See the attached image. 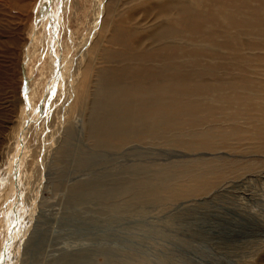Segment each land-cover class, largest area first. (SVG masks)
<instances>
[{"label": "bare ground", "instance_id": "obj_1", "mask_svg": "<svg viewBox=\"0 0 264 264\" xmlns=\"http://www.w3.org/2000/svg\"><path fill=\"white\" fill-rule=\"evenodd\" d=\"M240 1L243 5L251 2L260 6L258 0ZM230 2L162 0L161 4L155 5L132 0L134 6L142 8V17L151 14L154 22L141 26L133 15L134 9L130 8L121 23L115 24L102 49L94 43L104 14V5L100 9L102 3H99L92 34L79 42L73 53L60 59L57 30L61 19L53 12L57 2L39 1L28 42L32 50L39 46V51H44L41 55L48 51L52 76L45 83L43 94L37 95L36 87L30 83L32 77L26 72L32 64L33 53L19 60L22 69L20 95L13 103V116L17 119L0 146V176L3 177V180L0 178V230L6 233L3 239L0 236V264H9L17 258L18 247H23L25 238L31 237L24 241L29 251L38 245L32 239L31 227L35 229L32 223L39 204L40 184L47 172L45 163L49 157L53 160L58 154L66 159L69 157L75 117L81 113H86L88 137L100 156L104 152L111 155L122 151L135 142H152L154 145L168 138L194 148L195 144L188 137H193L190 134L200 127L205 129L197 130L198 138L210 150L218 148L216 146L225 148L230 142L243 144L249 141L262 150L259 142H264V85H257L248 76L264 77V66H257L260 58H244L240 48L247 44L242 42L238 18L231 15L232 10L238 9L231 8ZM57 6L62 9L59 3ZM247 21L249 25L259 27L256 16L246 20L245 25ZM245 32L248 34L251 30ZM38 34H41V43H37ZM92 53L94 59L101 57L109 67H101L94 74ZM37 97L39 102H33ZM223 126L230 131L222 132ZM78 160L81 165L89 163L86 156ZM140 166H129L122 173L100 175L95 181L91 180L93 183L71 200L72 205L91 206L98 219L116 221L129 214L127 208L122 209L120 205L128 197L143 196L147 185H155L150 183L153 177L167 183L162 185L167 188L161 191L159 182L156 188H151L146 196L152 199V206L163 205L165 199L176 197L172 182L167 181L173 174L158 171L147 177L145 170L160 168L157 165H152L151 169ZM206 167H202V176L211 169L224 173L221 165ZM184 175L173 179L176 183L187 181L192 185L191 190L197 185L205 188V183L199 184L196 175L190 174L187 178ZM187 192L184 195L187 196ZM98 205L103 208L97 209ZM8 216L12 221L11 229H8ZM34 233L37 234V229ZM144 233L149 237H166L161 231L145 230ZM180 247L188 246L182 244ZM67 252L58 255L57 261L53 258L51 264L95 263V251L72 255ZM100 253L105 255L108 264H143L142 258L128 257L111 249ZM110 256L113 259H109Z\"/></svg>", "mask_w": 264, "mask_h": 264}, {"label": "rangeland", "instance_id": "obj_2", "mask_svg": "<svg viewBox=\"0 0 264 264\" xmlns=\"http://www.w3.org/2000/svg\"><path fill=\"white\" fill-rule=\"evenodd\" d=\"M39 1L0 0V146L17 119L13 116V103L20 95L22 69L19 60L26 54L33 53L32 64L26 72L32 77L30 83L36 87L37 95L43 94L45 83L52 76L48 51L45 50L47 54L41 55L44 51L40 52L37 45L32 50L28 42ZM131 1L56 0L63 9L60 10L57 3L53 7V12L61 19L57 30L60 38V59L73 53L78 43L92 34L96 6L99 3H102L100 9L104 5V14L94 41L98 49L103 48L115 24L121 23L120 20L130 8L134 9L133 15L141 26L152 24L154 16L150 14L142 17V8L134 6ZM140 1L155 5L162 3V0ZM258 2L260 6L251 2L243 5L240 0H231L230 7L238 9L232 10L231 15L238 18L242 42L247 44L240 48L246 56L244 58H260L261 61L257 64L260 68L264 66V0ZM240 9L242 11H239ZM253 16H256V21L259 20V27L249 25L248 21L245 25V21ZM241 24L244 26L241 27ZM247 30L251 32L247 34ZM37 37V43H41V34ZM92 57L94 59V53ZM100 58L94 59V74L101 67H109ZM248 77L255 80L257 85H264V77ZM262 90L264 91V87ZM33 102L38 103L39 97ZM85 116L86 113H81L75 117L73 147L69 157L66 159L58 154L53 160L49 157L45 163L47 172L44 182L40 184L39 204L34 211L32 223L35 225L33 228L37 229V234L31 227L32 239L38 243L31 250L34 253L24 244L31 240L29 236L30 239L25 238V242H22L23 247H18L17 258L9 264H51L53 258V261H57L66 250L70 255L80 251L83 254L95 251L94 264H108L105 255L100 253L104 249H111L128 257L142 258L143 264H264V142H259L262 150H258L256 143L252 141L243 144L230 142L225 148L216 146L218 148L210 150L205 148L198 138V131L205 129L200 127L201 130L197 129L198 131L190 134L193 137H188L195 144L194 148L177 144L168 138L161 139V143L157 141L158 144L156 142L154 145L152 142H135L122 151L111 155L104 152L100 156L95 153L90 143L92 141L88 137ZM186 130L189 131L190 128L186 127ZM221 130L225 131L224 133L230 131L227 126H223ZM83 156L89 158V163H79L78 159ZM134 165L148 166L150 169L152 165H157L160 168L145 170L147 177L158 171L173 174L166 180L168 183L172 182L176 197L173 200L165 199L163 205L152 206V199L146 196L151 192V188H156L157 182L160 184L159 188H162L161 191L167 188L162 187L167 183H161L153 177L150 183L155 185H147V192L144 191L143 196L137 199L128 197L125 203L120 205L122 209L127 208L129 214L116 221L112 218L98 219L94 216L91 206L72 205L71 200L79 197L81 191L86 189L85 187L88 188L98 176L119 174L124 168ZM220 165L221 170H224L223 175L219 170L211 169L207 170V174L204 173L207 178L202 176V167ZM29 170L28 172L31 171ZM212 172H215L214 177ZM190 174L198 177L196 180L200 181L199 184L204 182L205 188L197 185L191 190L192 185L187 181L176 183L173 179L175 176L179 179L183 175L187 178ZM0 178L3 180L2 176ZM188 190L191 192L188 193ZM184 192L188 193L187 196ZM98 206L97 209L103 208ZM9 219L11 218L8 216V229H11L12 221ZM145 230L161 231L164 234L162 236L166 237H149L150 235L143 234ZM0 234L3 239L6 233L1 229ZM182 244L188 247L181 248ZM97 251L99 253H96ZM58 255L60 256L56 258ZM108 258L113 259L111 256Z\"/></svg>", "mask_w": 264, "mask_h": 264}]
</instances>
